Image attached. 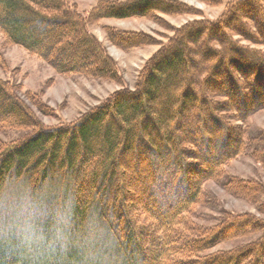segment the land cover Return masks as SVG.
<instances>
[{"label": "trees", "instance_id": "obj_1", "mask_svg": "<svg viewBox=\"0 0 264 264\" xmlns=\"http://www.w3.org/2000/svg\"><path fill=\"white\" fill-rule=\"evenodd\" d=\"M155 11L177 8L164 0H126L96 7L85 18L62 0H0V31L8 43L60 75L114 80L115 66L87 33V20L146 17ZM242 17H252L257 37L249 38L264 48V0H244L218 24L192 23L177 31L146 63L133 90L113 93L71 125L43 128L0 81V128L34 131L0 151V189L19 181L34 194L66 197L72 233L87 234L92 223L104 229L101 244H110L105 248L119 264H264L263 218L225 217L202 232L186 222L201 202V185L214 181L225 163L248 150L243 123L264 109V51L233 42L234 34L243 32ZM56 24L61 28L52 36L33 31L34 25ZM106 34L121 49L147 43L134 33L109 29ZM78 41L83 47H77ZM74 53L83 64L59 60ZM199 65L206 66L198 73ZM132 178L137 192L127 190ZM161 180L178 183L180 197L161 202L155 193ZM223 187L253 204L264 197V186L250 180L230 179ZM256 211L264 217V202ZM257 233L258 238L238 248L212 251ZM61 259L44 264H90L74 254Z\"/></svg>", "mask_w": 264, "mask_h": 264}, {"label": "rangeland", "instance_id": "obj_2", "mask_svg": "<svg viewBox=\"0 0 264 264\" xmlns=\"http://www.w3.org/2000/svg\"><path fill=\"white\" fill-rule=\"evenodd\" d=\"M73 6L82 17H87L96 7L109 3H122L126 0H62ZM177 8L176 12H151L146 17H130L126 19L87 20V33L100 45L104 53L115 66V79H99L80 74L60 75L30 54L22 47L8 43L0 31V81L6 82L15 92L19 101L24 104L40 122L43 128H54L60 125L74 124L88 111L103 103L113 93L121 89L133 90L146 63L162 47L175 37L183 27L198 22L218 24L228 11L234 9L244 0H164ZM181 8V9H180ZM252 17L241 18L242 33H236L233 42L240 46L264 51L258 42L249 37H257L252 25ZM244 27V28H243ZM58 24L38 28L34 25L36 34L46 31L52 36L60 31ZM110 30L134 33L145 38L147 43L121 49L107 40L106 32ZM226 37V32L224 33ZM218 42L223 37L217 35ZM222 38V39H221ZM204 42V41H203ZM77 47H83L76 42ZM208 42L207 46L219 48L216 43ZM202 43L196 46L200 50ZM60 61L83 64V60L74 54L63 55ZM98 59L95 58L96 62ZM83 62V63H82ZM99 65V63H98ZM206 65H199L195 71L199 73ZM201 78L198 77V80ZM162 91V90H161ZM163 94V93H161ZM35 105H41L51 114H41ZM249 148L238 157L229 161L220 169L218 177L201 185V202L193 206L187 215V227L198 232L207 230L226 217L251 214L255 218L264 219L257 214L260 197L257 204L247 199L233 197L224 185L230 179L250 180L264 186V109L253 111L244 121ZM31 129L0 128V151L12 146L30 136ZM246 148V149H247ZM252 155L255 157L253 158ZM127 190L137 192V181L129 180ZM23 184V183H22ZM19 181L2 190L0 195V264L15 261L17 264H44L45 262L61 261L74 254L80 260L85 259L90 264H119L110 259L113 254L108 244H101L104 229L92 228L89 224L87 234L72 233L71 217L67 198L55 193L48 196L44 193L34 194ZM130 188V189H129ZM178 183L161 180L155 193L164 204L175 201L182 194ZM53 192L54 189H51ZM142 191V189H141ZM181 192V193H180ZM131 201L125 203L130 208ZM132 209H129L131 211ZM262 219V220H263ZM185 222V223H186ZM260 233L244 238H238L215 247L213 252H226L242 246L244 243L258 238ZM109 238L106 240L108 241ZM85 255H78V254ZM65 259L63 260L64 263ZM86 261V260H85Z\"/></svg>", "mask_w": 264, "mask_h": 264}]
</instances>
